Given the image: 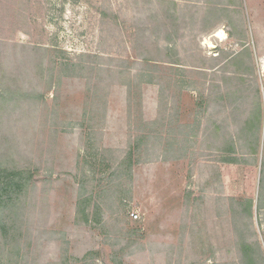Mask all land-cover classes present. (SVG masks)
Masks as SVG:
<instances>
[{"label": "rangeland", "instance_id": "374dc122", "mask_svg": "<svg viewBox=\"0 0 264 264\" xmlns=\"http://www.w3.org/2000/svg\"><path fill=\"white\" fill-rule=\"evenodd\" d=\"M18 167L0 264H264V0H0Z\"/></svg>", "mask_w": 264, "mask_h": 264}, {"label": "trees", "instance_id": "16d2710c", "mask_svg": "<svg viewBox=\"0 0 264 264\" xmlns=\"http://www.w3.org/2000/svg\"><path fill=\"white\" fill-rule=\"evenodd\" d=\"M144 59L146 61L150 60L147 57ZM153 80V78L148 79L147 82H152ZM123 164H125V161L120 166H123ZM34 177L35 173L30 172L27 168H0V247L3 251L9 247L10 240L16 236V233L10 232L7 229L11 227L9 222L13 220L14 223L18 219V216L16 215L13 219L12 213L8 211L13 210L15 212L19 206H22V197L25 195L29 184L34 180Z\"/></svg>", "mask_w": 264, "mask_h": 264}, {"label": "bare ground", "instance_id": "6f19581e", "mask_svg": "<svg viewBox=\"0 0 264 264\" xmlns=\"http://www.w3.org/2000/svg\"><path fill=\"white\" fill-rule=\"evenodd\" d=\"M216 35L219 36V37L220 36L224 37L225 36V32L222 29H219V30H217Z\"/></svg>", "mask_w": 264, "mask_h": 264}, {"label": "built area", "instance_id": "2783aa9c", "mask_svg": "<svg viewBox=\"0 0 264 264\" xmlns=\"http://www.w3.org/2000/svg\"><path fill=\"white\" fill-rule=\"evenodd\" d=\"M132 216H134L135 218H138L139 215L138 214H135V213H132Z\"/></svg>", "mask_w": 264, "mask_h": 264}]
</instances>
